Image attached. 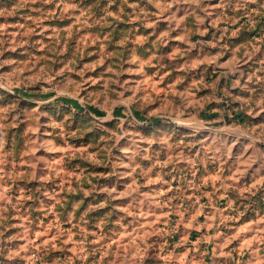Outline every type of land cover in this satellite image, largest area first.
Returning <instances> with one entry per match:
<instances>
[{"label": "rangeland", "instance_id": "1", "mask_svg": "<svg viewBox=\"0 0 264 264\" xmlns=\"http://www.w3.org/2000/svg\"><path fill=\"white\" fill-rule=\"evenodd\" d=\"M0 264H264V0H0Z\"/></svg>", "mask_w": 264, "mask_h": 264}]
</instances>
